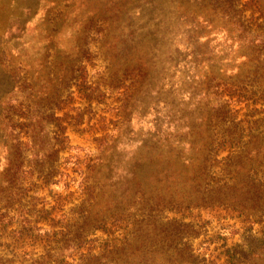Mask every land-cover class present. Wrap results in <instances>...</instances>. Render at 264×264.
I'll return each mask as SVG.
<instances>
[{"label": "rangeland", "instance_id": "rangeland-1", "mask_svg": "<svg viewBox=\"0 0 264 264\" xmlns=\"http://www.w3.org/2000/svg\"><path fill=\"white\" fill-rule=\"evenodd\" d=\"M156 1L159 5L153 8L146 0H0V264H35L46 254L49 243L42 231L28 239L13 233L26 227L20 216L39 218V227L47 230L70 223L75 229L72 245L78 249L67 254L77 260L89 249L101 252L108 230L123 238L129 229L135 231L133 249L153 248L147 264H264V216L249 219L224 209H193L153 213L157 223L138 224L151 215L139 205L137 192L148 194L151 184L136 187L125 180L136 159L147 156V147L159 138L184 137L187 122L198 127L196 118L206 111L204 94L210 83L205 76L210 69L223 80L251 69L237 36L222 29L230 25L226 19H215L209 8L186 0L183 6L193 12L188 17L182 9L174 10L172 1ZM208 16L211 26L204 21ZM139 65L149 74L146 89L122 122L113 108L124 89L116 87L132 78L130 68ZM123 75V81L117 80ZM91 89L97 92L88 96ZM46 93L47 98H39ZM29 102L54 106L60 117L68 112L76 116L77 111H69L72 106L85 112L82 124L75 119L69 125L74 149L61 154L54 185L30 174L31 149L21 165L16 135L9 129V119L16 122ZM56 132L57 126L49 124L52 139ZM106 133L113 136L107 137L102 157L109 164L102 167L94 161L103 154L95 138ZM22 140L28 139L22 135ZM91 165L97 171L90 180L94 195L79 187ZM155 170L140 166L136 172L148 178ZM85 210L91 219L84 226ZM182 217L192 226L171 224ZM11 218L13 223L6 226ZM116 218L123 223H115ZM80 228L84 231L77 233Z\"/></svg>", "mask_w": 264, "mask_h": 264}, {"label": "trees", "instance_id": "trees-1", "mask_svg": "<svg viewBox=\"0 0 264 264\" xmlns=\"http://www.w3.org/2000/svg\"><path fill=\"white\" fill-rule=\"evenodd\" d=\"M171 1L177 5L174 10L182 9L185 17L193 13L189 11V7L183 6L185 0ZM186 1L192 5L195 3L209 8L206 11H211L215 19L227 20L230 25L223 26L222 29L231 36L232 34L237 36L235 41L239 49L243 50L246 66L251 69L246 73H237L226 80L218 78L215 71L210 69L207 72L209 75L205 76L210 83L204 94L207 98L206 111L203 116L196 118L199 122L198 127L192 126L195 121L187 122L190 123L189 126L182 129L186 131L184 137L159 138L147 147L150 151L147 156L136 159L134 168L129 173L130 178L127 177L125 180L130 184L134 183L136 187L148 182L151 184V191L148 194L143 191L137 192L139 205L151 215L149 221L147 218L138 224L147 227L157 223L158 217H153L154 214H165L169 211L217 208L235 212L249 219L257 218L258 215L264 216V0ZM146 3L153 8L159 5L156 0H146ZM112 11L113 8L109 10ZM249 12L250 15L247 16ZM208 17H204V21L207 26H211L212 19L208 20ZM135 62L140 63L141 59L136 58ZM130 71L133 73L132 78L124 80V74L117 79L124 80L121 86L116 87H122L124 91L119 94V106L114 107L113 110L122 122L129 119L137 107L138 96L144 94L146 89L144 84L149 77L147 71H144L140 65L138 68H130ZM125 82H128V85ZM96 92L95 89H91L90 94L87 95L92 96ZM39 93L40 91L36 97ZM48 94L39 98L43 100ZM71 95L68 90L69 103L73 101ZM92 102L93 99L89 98L90 111ZM41 104L29 102L28 105H22L20 114L16 116V122L9 119L11 123L9 129L16 135L15 141L22 156L21 165L26 158V150L31 149L32 154L28 161L34 169L30 174L33 176V173H36V179L44 185H54L57 183L54 178L58 173L61 154L68 149H74L70 146L69 125L75 119H78V124H82L85 112L72 106L69 111H77L76 116L68 112L64 117H60L54 106L41 107ZM42 106L46 105L42 104ZM13 115L15 117L16 112ZM103 122L102 130L105 128L106 118H103ZM49 124L57 126L53 139L49 134ZM0 131L4 132L1 123ZM107 134L95 138L103 154L94 161L102 167L106 163L109 164L108 160L102 158L109 145L107 137L113 136ZM22 135L28 139L26 142L22 140ZM43 143L46 144V149ZM71 159L72 157H69L65 161L69 162ZM140 166H154L156 168L154 175L140 178L136 172ZM88 167L90 173L83 177L79 187L86 189L89 195H94L90 180L95 177L93 174L97 171L95 165ZM118 186L114 189L116 194L119 193ZM83 212L85 216L82 222L85 226L91 218L89 215L86 216V210ZM67 216L65 215V218ZM20 218L26 227L13 230V233L22 239H28L37 236L34 235L37 231L38 236L42 235L40 234L42 231L49 243L46 254L35 259V264H147L149 256L153 254L151 251L153 248L133 249L135 231L130 233L129 229L125 230L126 234L120 238L113 235L115 230H108L109 237L105 240L101 252L95 253L93 249H89L88 253H80L77 260L71 258V254H67L70 249H78L72 245L75 229L70 223L65 228L47 230L39 227L41 221L39 218L34 221L23 216ZM12 219H9L6 226L13 223L14 219ZM117 220L123 223L120 218H116L114 222L116 223ZM76 222L77 220L73 224ZM170 222L180 224L183 228L192 226V223H183V217L180 221ZM5 230L7 228H4ZM80 231H84V228L76 232ZM85 235L87 234L84 233V237Z\"/></svg>", "mask_w": 264, "mask_h": 264}]
</instances>
